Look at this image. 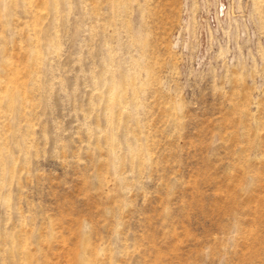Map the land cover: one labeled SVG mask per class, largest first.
Here are the masks:
<instances>
[{"label":"rangeland","instance_id":"obj_1","mask_svg":"<svg viewBox=\"0 0 264 264\" xmlns=\"http://www.w3.org/2000/svg\"><path fill=\"white\" fill-rule=\"evenodd\" d=\"M78 259L264 264V0H0V264Z\"/></svg>","mask_w":264,"mask_h":264},{"label":"bare ground","instance_id":"obj_2","mask_svg":"<svg viewBox=\"0 0 264 264\" xmlns=\"http://www.w3.org/2000/svg\"><path fill=\"white\" fill-rule=\"evenodd\" d=\"M112 101H113V100H112ZM111 104H112V103H111ZM81 257H82V256H81ZM83 257H84V256H83ZM78 260H79L78 262H79L80 264H86L85 261H84V259H78ZM87 264H88V263H87Z\"/></svg>","mask_w":264,"mask_h":264}]
</instances>
